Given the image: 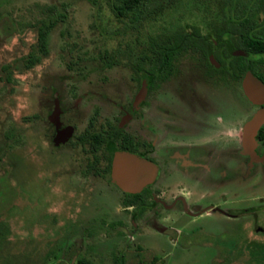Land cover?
I'll use <instances>...</instances> for the list:
<instances>
[{"label": "flooded vegetation", "instance_id": "obj_1", "mask_svg": "<svg viewBox=\"0 0 264 264\" xmlns=\"http://www.w3.org/2000/svg\"><path fill=\"white\" fill-rule=\"evenodd\" d=\"M204 2L218 4L219 13H213L218 18L201 25L166 24L163 17L176 6L159 13L161 27L155 33L146 17L132 27L128 17L122 20L108 7L112 20L104 26L96 13L93 26L100 40L89 49L67 41L76 59L67 61L68 73L49 86L44 116L33 119L44 120V138L54 150L75 153L78 173L123 196V209L133 221L153 213L152 226L168 234L176 229L163 223L166 213L206 214L212 217L207 226L220 230L223 239L253 243L264 235V198L259 197L264 121L257 129L246 128L264 103L247 96L244 81L251 72L264 83V53L251 49L242 29L227 27L235 13L222 7L226 0ZM180 27L193 37L196 31L205 36L203 43L179 54ZM250 32L258 41L264 30ZM35 65L24 63L27 69ZM118 152L153 163L154 179L136 192L121 188L113 179Z\"/></svg>", "mask_w": 264, "mask_h": 264}, {"label": "rangeland", "instance_id": "obj_2", "mask_svg": "<svg viewBox=\"0 0 264 264\" xmlns=\"http://www.w3.org/2000/svg\"><path fill=\"white\" fill-rule=\"evenodd\" d=\"M204 1L184 0L162 20L188 26L218 18L213 14L219 13L218 4ZM48 7L66 10L68 17L47 34L48 53L27 69L23 59L37 48L35 23ZM98 12L100 22L109 25L112 15L105 3L0 0V264H78L80 258L112 264L116 256H123L124 264H264L263 234L253 243L235 244L207 226L212 217L206 214L166 213L163 223L176 229L168 234L152 226L153 213L133 221L114 187L78 173L75 153L54 150L44 138L46 123L33 116H44L49 86L68 73L67 61L76 59L67 41L89 49L100 40L93 26ZM160 23L150 21L148 28L155 33ZM5 66L16 67L9 78ZM70 85L64 84L66 90ZM12 129L23 143L2 154L4 134ZM261 209L263 223L264 202Z\"/></svg>", "mask_w": 264, "mask_h": 264}, {"label": "trees", "instance_id": "obj_3", "mask_svg": "<svg viewBox=\"0 0 264 264\" xmlns=\"http://www.w3.org/2000/svg\"><path fill=\"white\" fill-rule=\"evenodd\" d=\"M93 5H100L105 3L110 10H112L116 16L123 20V17H128L132 22V27H140V21L146 17L148 21L157 19L159 13H166L171 8L179 6L182 0H90ZM222 7H227L229 11H234L235 16H231L227 19L228 28H238L242 29L244 35L247 39V44L252 48H258L260 53H264V33H261V39L256 41L252 34V29L260 28L264 30V0H259V2L253 0H226V3ZM45 16L39 19L35 23L37 30V48L34 52H30L28 56L23 59L26 65L33 66L41 61L42 55L48 53L47 44V34L55 25L58 24L60 20H65L67 18V11L63 9H57L55 7H48L45 10ZM179 31V54H184L190 52L191 45L202 44L205 36L195 32V37L193 34L189 33L188 29L185 27H180ZM199 34V35H198ZM201 37V40L199 39ZM172 41L164 40V43H171ZM246 59V58H244ZM264 61V57H261ZM4 71L11 72L12 67L5 66ZM261 77H264L260 74ZM13 129L5 132L4 143L1 149L2 154L6 153L7 150L12 149L17 145L23 143L21 133L14 134ZM2 159L0 155V160ZM8 176V172L5 173ZM3 177V182L8 185L6 177ZM138 195H132V198ZM128 201H126L127 203ZM125 258L123 256H116L112 264H124ZM78 264H94L93 261L87 258H80ZM139 264H150L146 261H140Z\"/></svg>", "mask_w": 264, "mask_h": 264}, {"label": "water", "instance_id": "obj_4", "mask_svg": "<svg viewBox=\"0 0 264 264\" xmlns=\"http://www.w3.org/2000/svg\"><path fill=\"white\" fill-rule=\"evenodd\" d=\"M244 86L247 96L253 102L264 103V83L251 72L246 75ZM263 121L264 111L251 120L246 130L257 129ZM156 172L153 163L135 154L118 152L115 156L113 179L126 191L140 190L141 186L154 179Z\"/></svg>", "mask_w": 264, "mask_h": 264}, {"label": "bare ground", "instance_id": "obj_5", "mask_svg": "<svg viewBox=\"0 0 264 264\" xmlns=\"http://www.w3.org/2000/svg\"><path fill=\"white\" fill-rule=\"evenodd\" d=\"M128 170H130V169L128 168Z\"/></svg>", "mask_w": 264, "mask_h": 264}]
</instances>
